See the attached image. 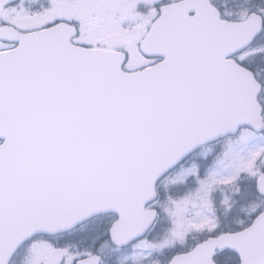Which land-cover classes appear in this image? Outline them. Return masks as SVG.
I'll use <instances>...</instances> for the list:
<instances>
[{"label":"snow or ice","instance_id":"1","mask_svg":"<svg viewBox=\"0 0 264 264\" xmlns=\"http://www.w3.org/2000/svg\"><path fill=\"white\" fill-rule=\"evenodd\" d=\"M0 264H264V0H0Z\"/></svg>","mask_w":264,"mask_h":264}]
</instances>
